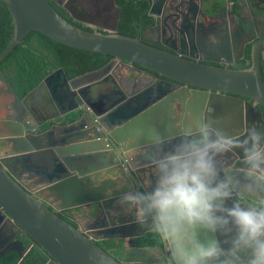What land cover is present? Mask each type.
I'll use <instances>...</instances> for the list:
<instances>
[{"label": "water", "instance_id": "95a60500", "mask_svg": "<svg viewBox=\"0 0 264 264\" xmlns=\"http://www.w3.org/2000/svg\"><path fill=\"white\" fill-rule=\"evenodd\" d=\"M0 1L13 22V37L0 52V61L31 30L67 46L111 56L100 68L73 77L58 67L23 98L8 85L14 102L11 114L0 117V234L7 225L21 229L45 256L44 264H168L162 243L135 244V238L150 229L111 211L119 191L142 187L147 176L142 165L127 158L125 145L153 128L172 129L191 114L216 118L234 131L252 124L264 127V31L243 36L239 43L231 41L220 58H207L165 40L166 48L158 47V41L146 36L160 21L153 12L156 0H151L148 12L156 16L155 25L141 27L138 36L118 32L121 9L114 0L111 21L85 22L91 29L69 22L50 0ZM240 1L245 0H235L237 9L231 10L236 16L242 11ZM250 2L255 21H264V0ZM173 27L186 30L190 40L182 21ZM218 41L211 42L209 51ZM249 43V65L230 67L243 58ZM143 68L161 77L145 81L139 74ZM0 79L6 82L1 73ZM99 87L103 94L97 92ZM13 167L26 172L34 185ZM75 208L85 209V226L60 215ZM111 239L123 244L119 252L98 244ZM9 250L18 255L14 264L26 255Z\"/></svg>", "mask_w": 264, "mask_h": 264}, {"label": "clouds", "instance_id": "9594fccd", "mask_svg": "<svg viewBox=\"0 0 264 264\" xmlns=\"http://www.w3.org/2000/svg\"><path fill=\"white\" fill-rule=\"evenodd\" d=\"M125 147L147 176L111 211L150 229L168 264H264V127L191 114Z\"/></svg>", "mask_w": 264, "mask_h": 264}, {"label": "flooded vegetation", "instance_id": "af4514ba", "mask_svg": "<svg viewBox=\"0 0 264 264\" xmlns=\"http://www.w3.org/2000/svg\"><path fill=\"white\" fill-rule=\"evenodd\" d=\"M54 1L65 9L73 22H75L77 25H83L84 27H89V23L85 22L108 24V22H110L112 19L115 9L112 0ZM234 1L235 0H156V5H158V7L154 9L153 12L157 13L160 17V21L156 25L158 31H156L157 29L154 28L151 32L147 31L146 36L149 37L153 42L158 41L156 43V46L158 47L166 48V46L162 43V41L165 40L170 45L182 49L186 53L200 54L201 57L207 58H216V56L220 58V52L227 53L226 47L227 45L231 44V41L239 43L243 36L254 34L257 32V30L259 32L264 31V26L259 28L256 22H252L253 15L252 10L249 7L251 4L250 0H245V3L242 1L239 2L240 4L238 3V7H240L242 10L241 12L239 11L240 16H236L231 11L233 8L237 9V6L233 4ZM218 2H220V5L215 8L214 4H217ZM223 6H226L227 9L223 10L222 16H220L219 19L218 12ZM236 11L238 12V10ZM70 12H73L75 17L81 21L73 18ZM104 16L106 18H104ZM149 16L152 17V23L149 25H143L141 27H150L155 25L156 16ZM180 21L184 23V28L189 29V32L191 33L190 40L187 38L188 35L186 30L179 32V30H176L173 27L175 24H177V22ZM216 38L217 41L219 40L218 46H214L215 48H213V52H211L208 48L210 47L213 40L216 41ZM251 46L252 43L245 45L243 58L246 56L247 50L249 51L250 56ZM206 49L208 51H206ZM243 58H240L238 62L233 63L230 65V67L238 64ZM45 62L47 65H50L49 72L58 68L51 67L50 61L48 59H45ZM51 62H53V60ZM218 65L224 66L223 63ZM143 71L139 74H142L145 81L149 79L156 80L161 77L159 74L155 72L153 73V71L148 69L143 68ZM145 72H150V74L146 75ZM0 73L3 75L1 71ZM262 74L264 76V64ZM3 77L5 78L6 82L0 79V96H2L0 101L1 118H5L7 115L11 114L10 107L12 106V102H14V96L9 92L8 85L12 89L13 87L9 82V78L5 76V74ZM12 164H14V162ZM13 171H15L17 174H20L22 177L24 176L23 179L26 181V183L32 186L34 185L32 183V179L28 178L29 175H27V173L21 168L13 167ZM68 211L63 210L60 211V213L68 215ZM84 212L85 209L82 212V217L84 220L83 223L76 220V218H74L72 215L73 220L78 224H82L83 226H85L89 221ZM35 246V241L29 235H24V232L21 229L15 228L12 225H7L6 230L0 234V253L3 251H8L4 254V256L0 257V262L8 254L14 252L9 250L11 248L22 250L24 254H27L31 248H36ZM116 250L120 249H115V251Z\"/></svg>", "mask_w": 264, "mask_h": 264}, {"label": "trees", "instance_id": "16d2710c", "mask_svg": "<svg viewBox=\"0 0 264 264\" xmlns=\"http://www.w3.org/2000/svg\"><path fill=\"white\" fill-rule=\"evenodd\" d=\"M50 2L61 16L76 25L62 6L54 0H50ZM115 2L121 9L118 26L119 33L138 36L141 26L152 23V17L148 15L150 0H115ZM219 5L220 2L214 4V7L216 8ZM104 18L106 17L104 16ZM84 28L91 29L90 27ZM12 37V18L7 6L0 1V52L9 44ZM110 58L109 54L67 46L36 30H31L26 34L23 41L17 44L0 61V71L9 78L15 93L22 98L49 73L50 65H47L45 59L50 61L51 67H63L66 74L69 77H73L100 68ZM52 60L53 62H51ZM249 63L250 56L247 50L246 56L232 67L245 68ZM78 209L67 210L68 215L61 213L60 215L76 226L72 214ZM160 243L151 231L135 238L137 246H154ZM98 244L105 250H115L123 247L121 242L114 239L101 240ZM118 251L116 250V252ZM17 259L18 255L12 252L4 257L0 264H14ZM45 261V256L38 249L31 248L19 264H44Z\"/></svg>", "mask_w": 264, "mask_h": 264}, {"label": "crops", "instance_id": "0c3cea01", "mask_svg": "<svg viewBox=\"0 0 264 264\" xmlns=\"http://www.w3.org/2000/svg\"><path fill=\"white\" fill-rule=\"evenodd\" d=\"M243 15V14H242ZM252 22L254 23V22H256V23H258L257 24V26L260 28L261 26H264V21L263 20H260V19H257V21H255V18L253 17L252 18ZM262 63L264 64V59L262 60ZM97 92H99V93H104L105 92V90H104V88H102V87H99L98 89H97ZM97 92L95 91V89L93 90V94H97ZM35 102V101H34ZM1 151V150H0ZM78 209V208H77ZM83 210H84V208H80V209H78V210H76V211H74L73 212V217L74 218H76V220H78L79 222H81V223H83L84 222V220H83V217H82V212H83Z\"/></svg>", "mask_w": 264, "mask_h": 264}, {"label": "rangeland", "instance_id": "374dc122", "mask_svg": "<svg viewBox=\"0 0 264 264\" xmlns=\"http://www.w3.org/2000/svg\"><path fill=\"white\" fill-rule=\"evenodd\" d=\"M114 12H115V9H114ZM1 97H2V96H0V101H1Z\"/></svg>", "mask_w": 264, "mask_h": 264}]
</instances>
